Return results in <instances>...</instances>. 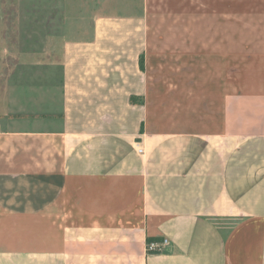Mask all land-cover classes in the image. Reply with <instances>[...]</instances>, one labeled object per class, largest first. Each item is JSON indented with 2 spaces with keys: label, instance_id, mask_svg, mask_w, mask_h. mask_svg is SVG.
<instances>
[{
  "label": "crops",
  "instance_id": "0c3cea01",
  "mask_svg": "<svg viewBox=\"0 0 264 264\" xmlns=\"http://www.w3.org/2000/svg\"><path fill=\"white\" fill-rule=\"evenodd\" d=\"M140 7L2 82L0 264H264V0Z\"/></svg>",
  "mask_w": 264,
  "mask_h": 264
},
{
  "label": "rangeland",
  "instance_id": "374dc122",
  "mask_svg": "<svg viewBox=\"0 0 264 264\" xmlns=\"http://www.w3.org/2000/svg\"><path fill=\"white\" fill-rule=\"evenodd\" d=\"M140 6L141 0H0V91L2 82L30 81L39 75L60 82L65 39L78 37L79 31L89 33L96 13L134 15ZM35 40L46 55L18 56Z\"/></svg>",
  "mask_w": 264,
  "mask_h": 264
},
{
  "label": "built area",
  "instance_id": "2783aa9c",
  "mask_svg": "<svg viewBox=\"0 0 264 264\" xmlns=\"http://www.w3.org/2000/svg\"><path fill=\"white\" fill-rule=\"evenodd\" d=\"M136 147L139 153L143 152V148L139 144H136ZM168 243L169 241L166 238H163L161 241H149L146 243V250L150 252L161 251Z\"/></svg>",
  "mask_w": 264,
  "mask_h": 264
},
{
  "label": "trees",
  "instance_id": "16d2710c",
  "mask_svg": "<svg viewBox=\"0 0 264 264\" xmlns=\"http://www.w3.org/2000/svg\"><path fill=\"white\" fill-rule=\"evenodd\" d=\"M151 241V239L148 240V242Z\"/></svg>",
  "mask_w": 264,
  "mask_h": 264
}]
</instances>
